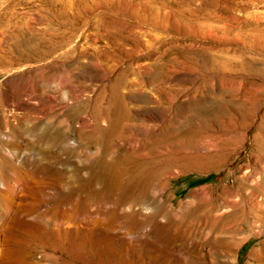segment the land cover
Segmentation results:
<instances>
[{"label": "rangeland", "instance_id": "obj_1", "mask_svg": "<svg viewBox=\"0 0 264 264\" xmlns=\"http://www.w3.org/2000/svg\"><path fill=\"white\" fill-rule=\"evenodd\" d=\"M0 201V264H264V0H0Z\"/></svg>", "mask_w": 264, "mask_h": 264}, {"label": "bare ground", "instance_id": "obj_2", "mask_svg": "<svg viewBox=\"0 0 264 264\" xmlns=\"http://www.w3.org/2000/svg\"><path fill=\"white\" fill-rule=\"evenodd\" d=\"M41 97V96H40ZM39 97V98H40ZM30 99H34V98H37V96H35V95H33V96H30L29 97ZM42 98V97H41ZM41 100V99H40ZM50 110V109H49ZM45 114V113H44ZM46 115V114H45ZM19 182V181H18ZM4 185H6V184H4ZM10 185H12V184H10ZM17 186V185H16ZM16 186H14V187H16ZM13 187V186H12ZM12 187H10V188H12ZM10 188L8 189V190H10ZM19 188V187H18ZM13 189V188H12ZM12 189H11V191H12ZM22 189V188H21ZM20 189V190H21ZM14 190V189H13ZM19 191V190H18ZM21 192V191H20ZM14 195H15V190H14V192H12ZM21 195H22V193H21ZM16 196V195H15ZM258 198V197H257ZM256 198V200H254L255 202H259V199H257ZM6 198H4V200H5ZM4 200H2V201H4ZM9 200V199H8ZM2 201H0V202H2ZM5 202V201H4ZM254 203V202H253ZM5 203H3V205H4ZM7 205H8V203H6ZM23 204V203H22ZM259 204V203H258ZM13 205V204H12ZM19 205V204H18ZM258 206V205H257ZM9 207H11V205H8V206H2V205H0V230H2V229H4V225H5V219L7 218L6 217V215L9 213V211H11V210H9ZM262 209V208H261ZM22 212V211H21ZM261 213V212H260ZM260 213H258L255 217V219H253L252 220V224H253V226L251 227V229H250V232H249V234H248V237L246 238V239H248L249 240V238H251L252 236H253V234H254V231H255V227H257L258 228V233L259 234H262L263 232H264V222L262 221V220H264V219H262L263 218V216L260 214ZM10 214V213H9ZM25 216V215H24ZM10 218V217H9ZM24 218V217H23ZM8 220V219H7ZM22 220V219H21ZM25 221V220H24ZM23 222V221H22ZM262 222V223H261ZM4 224V225H3ZM22 224V223H21ZM13 225H15V224H13ZM12 226V225H11ZM18 226V225H17ZM3 227V228H2ZM7 227V226H6ZM9 227V226H8ZM15 227H16V225H15ZM20 227V226H19ZM7 229V228H6ZM5 230V229H4ZM19 230V229H18ZM22 230V229H21ZM61 233V232H60ZM257 233V234H258ZM4 234H6L5 232H4ZM3 234V235H4ZM53 235H54V233H53ZM234 235V234H233ZM80 236V235H79ZM87 236V235H86ZM1 237V236H0ZM5 237V236H4ZM61 237V236H60ZM235 237V236H234ZM76 238V237H75ZM233 238V237H232ZM42 239V238H41ZM40 239V240H41ZM78 239V238H77ZM246 239L245 238H243L242 240H238L237 242H235L234 241V244L236 245V253H235V258H237V256H238V253H239V250L241 249V247L243 246V243L246 241ZM81 240V239H80ZM232 240H234V239H232ZM18 241V240H17ZM87 241V240H86ZM1 242V241H0ZM80 242V241H79ZM81 242H82V240H81ZM230 242H232V241H230ZM12 243V242H11ZM86 243V242H85ZM1 244V243H0ZM8 245V244H7ZM11 247V246H10ZM0 248H1V246H0ZM2 248H3V244H2ZM1 248V249H2ZM58 248V247H57ZM56 248V249H57ZM4 250V249H3ZM1 251V250H0ZM1 253V252H0ZM1 255V254H0ZM21 255V254H20ZM46 255H47V253H46ZM261 255H263V254H261ZM12 256V255H11ZM2 257V256H1ZM0 257V258H1ZM3 258V257H2ZM264 258V257H263ZM4 259V258H3ZM23 259V258H22ZM74 259V258H73ZM1 260V259H0ZM2 261V260H1ZM262 261V260H261ZM16 262V261H15ZM2 263H4V262H2ZM9 264V263H8Z\"/></svg>", "mask_w": 264, "mask_h": 264}]
</instances>
